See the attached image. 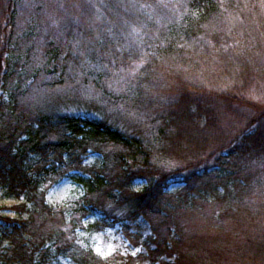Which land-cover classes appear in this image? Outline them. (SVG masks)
<instances>
[{
    "label": "trees",
    "instance_id": "1",
    "mask_svg": "<svg viewBox=\"0 0 264 264\" xmlns=\"http://www.w3.org/2000/svg\"><path fill=\"white\" fill-rule=\"evenodd\" d=\"M153 4L0 0V196L13 202L0 208V264H51L58 257L76 264L206 263L198 254L203 244L184 243L175 204L163 197L180 180L177 204L187 198L189 205L224 200L237 187L246 190L245 184L228 185L264 160V0H182L157 33ZM88 12L106 28L81 55L74 51L81 37L73 30ZM132 27L143 32L136 58L119 47ZM79 57L85 74L95 77L93 87L102 90L101 101L140 114L110 122L95 109L72 114L67 107H103L78 103L76 89L52 96L77 70ZM129 61L143 67L126 92L106 91L101 82ZM199 66L203 73L192 77ZM181 72L186 83L168 87L164 73L176 81ZM227 115L232 126L224 131ZM162 155L179 156L184 170L154 168ZM181 170L186 173L179 179ZM64 178L77 185L78 196L67 206L49 204L47 189ZM200 180L204 186L193 190ZM154 216L157 224L150 220ZM115 224L139 248L118 263L97 258L73 238L79 230L90 234ZM64 225L71 233H64ZM248 249L250 260L258 262L260 249Z\"/></svg>",
    "mask_w": 264,
    "mask_h": 264
},
{
    "label": "rangeland",
    "instance_id": "2",
    "mask_svg": "<svg viewBox=\"0 0 264 264\" xmlns=\"http://www.w3.org/2000/svg\"><path fill=\"white\" fill-rule=\"evenodd\" d=\"M164 3H167L166 6L163 5ZM178 5H182V0H156V5L151 8V14L155 17L157 23L152 33H157L158 29L161 30L170 23L171 17H175L173 14L178 9ZM169 7L174 8L170 10ZM138 13L139 11H135V15ZM93 19L94 16H91L88 12V15L81 16L82 24L79 25L80 29L76 27L73 30L74 34H79L81 37V41L74 47V51L78 54L82 55L84 51L88 49L89 43L97 39L98 36H101L106 28V26H102L99 19H95L94 21ZM142 37V29L137 27L127 28L123 33V39H121L122 42L119 47L129 50L132 57L136 58V52L142 51L143 48L141 41ZM109 57L110 55H107L104 59L107 61ZM78 59L80 60V65H77V68H75L77 70L72 74L68 73V75L64 77L69 83L66 82L62 87L52 90L51 95H64L68 90L73 94L71 90L76 89L77 93H74L79 95L77 100L78 103L90 105L93 102L103 107H67L72 114L79 113V109L82 108H88L92 111L95 109L98 110L99 113L104 112V115L109 118L108 120L110 122L111 119L115 117H121L126 121H131L136 115L140 114L137 113L138 111L135 108L124 107L120 104L115 105L110 102V100L101 101L103 97L102 90H98V88H100L99 86L94 88L91 84V82H94L95 77L85 74L87 71L81 66L82 57ZM131 61L135 60L132 59ZM131 61L127 63L128 66L122 65V67L116 69L115 72L112 70L101 82L108 87L106 91L112 94H123L126 92V87L129 82L133 81L143 67L141 61L130 63ZM197 73H199V76L203 73L202 66H199V68L192 73V77ZM164 74L168 87L171 85L172 88H177L180 87V84L183 82L186 83L185 80L182 81V77L184 79V72L180 73V79L176 81L168 80L171 78L172 74ZM185 79H187V77ZM190 80H192L191 77ZM44 93L45 91L42 90L39 97ZM29 99L35 100V98ZM24 102L25 104H29L30 100H24ZM80 112L82 111L80 110ZM97 113L98 112H95V114ZM231 122L230 115H227V117L224 116L221 129L226 131L227 127L232 126ZM181 160L179 156L173 155V157H169L162 155L155 158L154 168L156 167L159 171L166 172L169 170L175 171V169L179 170L181 168L184 170ZM205 164L211 166L213 160H208ZM183 170L179 171V179H182L184 177L183 173H186V170ZM243 172V174L239 175L240 179L236 181L232 180L233 182L229 183L228 186L232 189V184L237 182L238 186H243V184H245L246 190L244 189L242 191L237 187L233 194H229V196L225 197L224 200L221 199V201L207 198L206 202H197L194 205H189L187 202L189 198H187L184 199V203L179 202L177 204L180 193H183L177 189L180 180L172 181L169 194L163 197L165 202L175 204L173 217L175 218V223L178 225L177 227L181 229L184 243L188 245L194 242L203 244L200 247L203 248V250H199L198 252L200 253L198 254L202 256L204 261L207 258L205 264H264V160L252 163L250 166H247ZM242 177H244L246 181H242ZM203 182V180H200L195 183L193 185V190L195 187L204 186ZM136 183L141 186V183L137 181ZM78 192L77 185L72 183L69 178H64L47 189L45 199L49 204L66 205V202H72L78 196ZM12 204V201L4 200L0 196V208L9 207ZM159 206H161V204ZM224 209H226V213L222 211ZM228 210H230V213L227 212ZM0 212L2 213L1 210ZM3 212L5 213L6 211ZM114 213L119 216V212L114 211ZM155 218L157 217L154 216V218H150V220L157 224V222L154 221ZM62 229L66 234L72 231L67 225H64ZM82 230H79L76 235H73V238L76 237V240L79 242L78 244L81 246L89 247L96 257L101 260L109 262L113 260V262L118 263L121 258L125 257V254H138V246L131 247V245L124 240L119 224L108 225L90 234ZM163 230L164 228L162 231ZM164 232L165 231H163V233ZM148 233L149 229H146L145 235ZM249 247H251L252 253L256 248L260 249L258 262H252L250 260L251 254L248 249ZM97 249H99V252ZM150 261L151 260L148 259L133 260L129 264H156ZM51 264L76 263L68 258L58 257Z\"/></svg>",
    "mask_w": 264,
    "mask_h": 264
},
{
    "label": "snow or ice",
    "instance_id": "3",
    "mask_svg": "<svg viewBox=\"0 0 264 264\" xmlns=\"http://www.w3.org/2000/svg\"><path fill=\"white\" fill-rule=\"evenodd\" d=\"M97 251L99 252V249H97Z\"/></svg>",
    "mask_w": 264,
    "mask_h": 264
}]
</instances>
